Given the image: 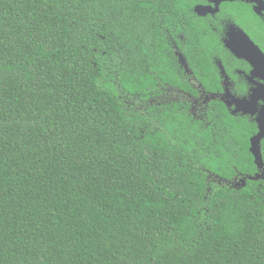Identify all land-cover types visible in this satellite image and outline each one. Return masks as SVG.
Listing matches in <instances>:
<instances>
[{"label": "trees", "instance_id": "obj_1", "mask_svg": "<svg viewBox=\"0 0 264 264\" xmlns=\"http://www.w3.org/2000/svg\"><path fill=\"white\" fill-rule=\"evenodd\" d=\"M185 1L0 0V264H264L257 128L196 99Z\"/></svg>", "mask_w": 264, "mask_h": 264}, {"label": "flooded vegetation", "instance_id": "obj_2", "mask_svg": "<svg viewBox=\"0 0 264 264\" xmlns=\"http://www.w3.org/2000/svg\"><path fill=\"white\" fill-rule=\"evenodd\" d=\"M196 21L195 29L202 51L211 55L213 87L205 92L189 69L187 80L197 83V100H218L226 105V95L249 100L253 90L264 86V69L235 53L256 48L264 56V0H186ZM199 11V12H198ZM254 54V53H253ZM256 101L257 111L264 105V91ZM227 106V105H226ZM234 112V106H227ZM247 116L256 125V114Z\"/></svg>", "mask_w": 264, "mask_h": 264}, {"label": "water", "instance_id": "obj_3", "mask_svg": "<svg viewBox=\"0 0 264 264\" xmlns=\"http://www.w3.org/2000/svg\"><path fill=\"white\" fill-rule=\"evenodd\" d=\"M199 12V11H198ZM251 49L248 51L249 53H235L236 56H243L247 60H249L254 69L262 70L264 69V56L256 49ZM254 53V54H253ZM264 91V86L261 88H256L253 90L251 97L249 100H238L233 96L227 94L226 105L227 106H234V113H243L254 115L256 114V124H257V133L250 138V147L249 152L253 157L254 164L258 170V173L255 176V179H258L264 176V162L262 159L260 143L261 140L264 138V105L261 107L259 111H257L255 107V103L262 97V92ZM245 184L244 180L241 181V185Z\"/></svg>", "mask_w": 264, "mask_h": 264}]
</instances>
